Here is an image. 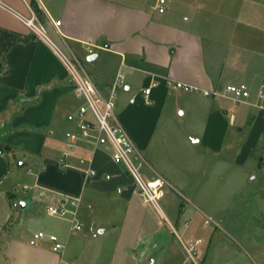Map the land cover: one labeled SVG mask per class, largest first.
<instances>
[{
	"label": "crops",
	"instance_id": "obj_1",
	"mask_svg": "<svg viewBox=\"0 0 264 264\" xmlns=\"http://www.w3.org/2000/svg\"><path fill=\"white\" fill-rule=\"evenodd\" d=\"M0 2V264H156L154 249L166 246L172 230L143 200L107 144L81 141L70 149L67 132L78 129L81 102L53 47L22 17L34 13L56 45L81 63L85 58L88 69L82 65L105 97L124 75L115 115L149 178L160 177L167 185L151 162L156 133L183 132L211 150L233 144L237 129L241 160L263 147L258 110L203 91L235 83L257 94L264 81V43L258 39L253 45L246 36L254 27L262 37L264 24H253L250 15L251 4L264 6V0ZM237 21L246 25L240 33ZM93 54L97 57L89 60ZM171 82L199 89L185 91ZM66 153L64 166L60 159ZM64 197L79 199L75 218L82 230H71V214L48 213V206ZM50 234L66 244L62 252L53 250Z\"/></svg>",
	"mask_w": 264,
	"mask_h": 264
},
{
	"label": "rangeland",
	"instance_id": "obj_2",
	"mask_svg": "<svg viewBox=\"0 0 264 264\" xmlns=\"http://www.w3.org/2000/svg\"><path fill=\"white\" fill-rule=\"evenodd\" d=\"M251 5L253 24H264V6ZM245 27V22H236L237 32ZM251 31L247 42L254 45L259 39L264 43V33L259 37L254 27ZM81 61L87 68V60ZM240 61L247 63L246 57ZM241 135L235 129L233 144L211 150L192 143L183 132L153 135L151 162L169 182L160 200L168 220L149 204L172 230L171 236H165L166 246L154 249L156 264H264V138L263 147H255L241 160ZM143 172L149 178L144 167ZM52 220L57 219L47 216V221Z\"/></svg>",
	"mask_w": 264,
	"mask_h": 264
},
{
	"label": "built area",
	"instance_id": "obj_3",
	"mask_svg": "<svg viewBox=\"0 0 264 264\" xmlns=\"http://www.w3.org/2000/svg\"><path fill=\"white\" fill-rule=\"evenodd\" d=\"M2 3L0 2V6ZM164 11V7L159 4L157 7ZM22 20L40 37L47 41L54 49L64 66L66 67L71 81L74 85V92L82 102L79 105L77 116V131L67 132L69 147L71 150L79 146L81 141H90L95 145L107 144L112 150V157L116 163L123 165L127 173L133 178L135 187L147 203H151L161 211L160 200L166 194V182L160 178H147L143 172V157L137 149L135 143L117 119L114 108L116 106V92L118 88L124 86V75L120 74L115 81L109 97H105L95 85L90 75L82 63L73 54L69 55L62 47L56 45L48 35L47 29L33 13L30 18L22 17ZM55 26L60 25L61 21H53ZM157 84V83H154ZM175 88L185 91L198 90L197 86L171 82ZM151 87L144 90L146 97L150 94ZM203 93L212 97H223L230 100L235 106L248 104L258 110L264 118V81L261 83L257 94L252 95L251 91L239 84H228L223 89L204 90ZM66 153L61 159L60 164L67 165ZM79 199L64 197L57 204H50L47 208L49 214L63 217L68 214L73 216L71 230L80 231L83 228L75 216ZM44 237L45 234H39ZM53 244V250L62 252L66 244L56 234L48 235Z\"/></svg>",
	"mask_w": 264,
	"mask_h": 264
},
{
	"label": "water",
	"instance_id": "obj_4",
	"mask_svg": "<svg viewBox=\"0 0 264 264\" xmlns=\"http://www.w3.org/2000/svg\"><path fill=\"white\" fill-rule=\"evenodd\" d=\"M97 57V54H93V55H91L90 57H89V60H93V59H95ZM20 165H24V163L23 162H21L20 163ZM22 206H24V203L22 204Z\"/></svg>",
	"mask_w": 264,
	"mask_h": 264
},
{
	"label": "trees",
	"instance_id": "obj_5",
	"mask_svg": "<svg viewBox=\"0 0 264 264\" xmlns=\"http://www.w3.org/2000/svg\"><path fill=\"white\" fill-rule=\"evenodd\" d=\"M1 148H2L3 150H5V147H4V146H2Z\"/></svg>",
	"mask_w": 264,
	"mask_h": 264
}]
</instances>
